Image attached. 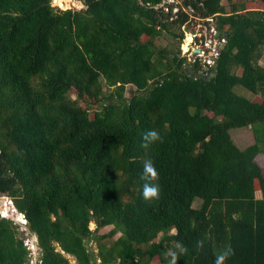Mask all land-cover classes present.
I'll use <instances>...</instances> for the list:
<instances>
[{
  "label": "trees",
  "instance_id": "16d2710c",
  "mask_svg": "<svg viewBox=\"0 0 264 264\" xmlns=\"http://www.w3.org/2000/svg\"><path fill=\"white\" fill-rule=\"evenodd\" d=\"M83 1L0 0V193L41 264H215L225 250L224 264H264V0ZM196 18L229 34L211 79L180 54ZM240 128L255 138L243 149ZM29 252L0 211V264Z\"/></svg>",
  "mask_w": 264,
  "mask_h": 264
},
{
  "label": "built area",
  "instance_id": "2783aa9c",
  "mask_svg": "<svg viewBox=\"0 0 264 264\" xmlns=\"http://www.w3.org/2000/svg\"><path fill=\"white\" fill-rule=\"evenodd\" d=\"M170 2H174L175 0H169ZM176 11L178 8L175 9ZM192 22V21H191ZM201 27L203 28L197 35L194 37L193 46L191 47L194 51L195 49H201V52L198 54H194L201 63L203 62L204 67L210 66L214 67V64L217 62V58L220 54L221 45L223 43H227L226 35L217 36V32L219 31L217 27V23L214 18H206L203 19ZM203 38V39H201ZM210 54H207V52ZM196 60V61H197ZM6 197L5 195H3ZM2 199V197L0 198ZM0 211L1 215L6 218H10L15 220L16 223L20 226V231L22 233V237L25 240V244L28 247L29 258L26 264H41L43 250L38 244L37 236L28 229V219L26 215L22 212H19L14 205L12 200H9L7 197L3 202L0 203Z\"/></svg>",
  "mask_w": 264,
  "mask_h": 264
},
{
  "label": "rangeland",
  "instance_id": "374dc122",
  "mask_svg": "<svg viewBox=\"0 0 264 264\" xmlns=\"http://www.w3.org/2000/svg\"><path fill=\"white\" fill-rule=\"evenodd\" d=\"M174 2L179 4L181 2V0H175ZM254 2L256 4H258L260 2V0H256ZM53 4L55 6L60 7L61 9H69V8L81 9V8L85 7V4H84L83 0L65 1L63 3L65 5L60 4L57 0H53ZM254 6H256V5H254ZM256 7H259V6H256ZM202 23H204L203 19L196 18L190 23L189 26L187 25V26L184 27V29H185V39L183 40V42L181 44L180 54L182 56H186L188 58V64H187L188 66L190 64L193 65L195 63V61L198 59L195 55L192 54L193 50H192L191 47L194 45L193 41H194L195 35H197V33H199L203 29L201 27ZM166 37L167 38H166L165 41L163 39H161V40H158L157 43L158 44H163L164 46L167 45L168 41L171 42V43H176L175 40L172 41V39H171V37L169 35H167ZM201 39H203V38H201ZM176 45H177V43H176ZM207 54H210V52L208 51ZM202 64L204 65L203 62H202ZM200 72L203 74L204 70L200 71ZM129 90H128V94H130ZM236 91L238 93L244 94V95H246V96H248L250 98H254L255 97L250 91H248L247 89L243 88L242 86H237L236 87ZM76 95H77V93L74 92L73 93V97H76ZM231 135H232L234 141L236 142V144L241 149L246 148L247 146H249V145H251V144H253L255 142V138H254L253 131H252L251 128L232 129L231 130ZM258 159H259V162L264 166V155L261 154ZM1 197H2V199H0V203L3 202V200L6 199V197H4L3 195L1 196V193H0V198ZM200 204H201V199H198L196 201V203H195V206H199ZM91 228L92 229H96V224L95 223H91ZM113 228H114L113 225H109L107 227H104V228L100 229L99 233L100 234L108 233ZM120 234L121 233L119 231H115L113 236L115 238H117V237L120 236ZM95 244H96L95 242H92L91 245L95 246ZM95 252H97L96 249H95Z\"/></svg>",
  "mask_w": 264,
  "mask_h": 264
},
{
  "label": "clouds",
  "instance_id": "9594fccd",
  "mask_svg": "<svg viewBox=\"0 0 264 264\" xmlns=\"http://www.w3.org/2000/svg\"><path fill=\"white\" fill-rule=\"evenodd\" d=\"M189 66L193 67V65H191V64ZM203 70L204 69L202 66V69L200 71H203ZM157 139H159V134L157 133V131L150 130V131L146 132L144 134V141H145L144 147H147L149 143H151ZM157 175L158 174H157V171H156L153 163L150 160H146L144 163L143 174L141 176V179L145 181V183L143 184V193H142L145 200H151L154 198H158V196H159V192H160L159 185L154 182L157 179ZM200 243L202 244L203 242L201 241ZM38 244H39V242H38ZM229 254H230V250H225V251H222L221 253H219L216 257L215 264H224V261L229 256ZM171 264H175V256L174 255H173V259L171 261Z\"/></svg>",
  "mask_w": 264,
  "mask_h": 264
},
{
  "label": "water",
  "instance_id": "95a60500",
  "mask_svg": "<svg viewBox=\"0 0 264 264\" xmlns=\"http://www.w3.org/2000/svg\"><path fill=\"white\" fill-rule=\"evenodd\" d=\"M221 34H224V35H226V36H229L228 33H222V32L219 30V31L217 32V36H220ZM226 45H227L226 42L223 43V44L221 45V49H224V48L226 47ZM193 52H194V54H198V53L201 52V49L197 48V49H195ZM217 66H218V64H217V62H216V63L214 64L213 69H212L210 66H206V67H204V73H203V76H204V77H208V79H211L212 77L216 76V73H217ZM192 69H193L192 66H189V67L187 68L188 71H191ZM188 73H189L190 75H194V74L191 73V72H188ZM67 256H68V254H67Z\"/></svg>",
  "mask_w": 264,
  "mask_h": 264
},
{
  "label": "crops",
  "instance_id": "0c3cea01",
  "mask_svg": "<svg viewBox=\"0 0 264 264\" xmlns=\"http://www.w3.org/2000/svg\"><path fill=\"white\" fill-rule=\"evenodd\" d=\"M92 223H94V222H92ZM96 224V223H95ZM68 253H66V255H67ZM67 257H70L71 258V261L74 263V264H77V259H76V257H74V256H71L70 254H68V256ZM74 260V261H73Z\"/></svg>",
  "mask_w": 264,
  "mask_h": 264
}]
</instances>
